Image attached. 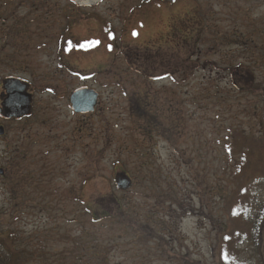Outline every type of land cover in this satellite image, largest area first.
Returning <instances> with one entry per match:
<instances>
[{"label": "rangeland", "instance_id": "rangeland-1", "mask_svg": "<svg viewBox=\"0 0 264 264\" xmlns=\"http://www.w3.org/2000/svg\"><path fill=\"white\" fill-rule=\"evenodd\" d=\"M69 3L0 0V87L33 95L0 118L14 264H75L82 229L111 240L110 264H264V0ZM81 88L93 113L72 110Z\"/></svg>", "mask_w": 264, "mask_h": 264}, {"label": "water", "instance_id": "water-1", "mask_svg": "<svg viewBox=\"0 0 264 264\" xmlns=\"http://www.w3.org/2000/svg\"><path fill=\"white\" fill-rule=\"evenodd\" d=\"M103 0H70L79 7H95ZM2 93L0 94V118L5 121L20 120L30 115L33 95L29 92V85L17 77L1 80ZM98 93L94 90L81 88L76 90L71 98L72 110L76 114H90L98 104ZM4 127H0V136H4ZM3 172L0 171V175ZM118 190L125 191L132 187V180L124 174L116 176Z\"/></svg>", "mask_w": 264, "mask_h": 264}, {"label": "trees", "instance_id": "trees-1", "mask_svg": "<svg viewBox=\"0 0 264 264\" xmlns=\"http://www.w3.org/2000/svg\"><path fill=\"white\" fill-rule=\"evenodd\" d=\"M116 225H123L122 227H130V231L135 234V241H141L145 237L142 234L141 225L132 226V223L127 221H122V223H117ZM144 228H146L144 226ZM145 230V229H144ZM4 232L0 236V264H14L13 258L14 256L8 253L2 245L4 240H6L4 236ZM8 233L7 237H10ZM70 256L73 257V261L75 264H110V260L108 259V253H110L109 246H111V240L107 239L106 234L99 233L96 229L95 231H90L86 229H82L81 234L76 236L74 239L70 240ZM22 251V250H20ZM18 254H23L16 260L18 264H29L26 259H22V257H28L24 255V252H20ZM71 260V259H70ZM45 264H71L67 261H53L51 263Z\"/></svg>", "mask_w": 264, "mask_h": 264}, {"label": "flooded vegetation", "instance_id": "flooded-vegetation-1", "mask_svg": "<svg viewBox=\"0 0 264 264\" xmlns=\"http://www.w3.org/2000/svg\"><path fill=\"white\" fill-rule=\"evenodd\" d=\"M103 1H105V0H103ZM103 1H101V3L100 4H102L103 3ZM116 1H120V0H116ZM69 2H70V0H69ZM69 4H72V2H70ZM100 4H98V5H100ZM74 7H76V8H79V9H87V8H92V6H88V7H79V6H77V5H75V4H72Z\"/></svg>", "mask_w": 264, "mask_h": 264}]
</instances>
